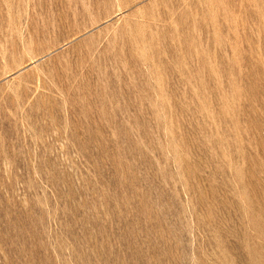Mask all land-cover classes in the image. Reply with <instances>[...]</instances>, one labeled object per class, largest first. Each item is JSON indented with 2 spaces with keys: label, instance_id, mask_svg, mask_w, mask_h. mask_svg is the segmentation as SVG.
I'll return each mask as SVG.
<instances>
[{
  "label": "rangeland",
  "instance_id": "obj_1",
  "mask_svg": "<svg viewBox=\"0 0 264 264\" xmlns=\"http://www.w3.org/2000/svg\"><path fill=\"white\" fill-rule=\"evenodd\" d=\"M0 264H264V0H0Z\"/></svg>",
  "mask_w": 264,
  "mask_h": 264
}]
</instances>
